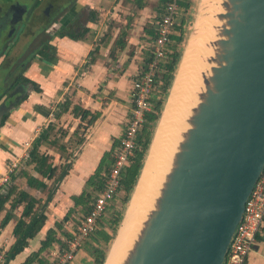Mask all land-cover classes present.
Instances as JSON below:
<instances>
[{"label": "water", "instance_id": "1", "mask_svg": "<svg viewBox=\"0 0 264 264\" xmlns=\"http://www.w3.org/2000/svg\"><path fill=\"white\" fill-rule=\"evenodd\" d=\"M220 5L222 12L214 15L219 24L210 36L211 56L205 59L211 67L201 75L199 102L121 264H224L264 169V0H221ZM8 81L4 78L0 87L6 100ZM20 100L22 96L8 106L0 103V121Z\"/></svg>", "mask_w": 264, "mask_h": 264}, {"label": "crops", "instance_id": "2", "mask_svg": "<svg viewBox=\"0 0 264 264\" xmlns=\"http://www.w3.org/2000/svg\"><path fill=\"white\" fill-rule=\"evenodd\" d=\"M192 1L188 0V10L192 7ZM165 2L166 0H78L72 13L77 14L84 9L89 12L90 18H94L87 21L88 30L80 40L55 37L53 49L41 50L42 53L39 52L35 58L25 63L26 68L16 70L13 75H8L10 72L6 73L5 68L0 72V79L5 73L8 79L11 78L7 83L12 86L7 91L8 99L4 96L0 103L8 106L14 98L22 96V100L0 121V190L4 187L2 180L7 177L8 166L18 162L15 174L20 172L31 143L51 123L55 125V131L60 130L53 136L56 143L65 148V152L46 146L41 147L40 151L52 157L55 166H61L67 158L66 162H71L68 174L60 183L53 199L46 205L45 225L9 264H22L37 252L50 228L56 230L57 238L61 240L57 225L69 235L75 232L77 227L74 221L80 219L81 208L80 205L74 207L72 198L79 196L84 189L93 192L86 186V181L94 174L104 154L110 152L126 129L132 108L129 97L131 83L145 70L142 67L150 53L152 24L163 14ZM117 45L120 50L115 52ZM45 52L50 55L45 56ZM18 85H25L26 88L17 87ZM66 99L97 114V119L92 125L85 126L86 123L73 117L70 111L56 119L58 106ZM26 144L29 146L26 147ZM25 170L36 176L30 168L26 167ZM14 184L19 190L45 201L43 195L28 187L24 177H17ZM9 208L8 203L0 213V223ZM72 208L75 210L65 222L63 218ZM22 210V206L15 209L13 218L0 230V251L7 252L14 242L13 228ZM101 223L108 231L103 219ZM99 228L101 229V225ZM99 246L102 247L96 243L95 237H90L70 264H95L94 250ZM52 248L41 254L46 264H51L54 260ZM245 264H264V226Z\"/></svg>", "mask_w": 264, "mask_h": 264}, {"label": "trees", "instance_id": "3", "mask_svg": "<svg viewBox=\"0 0 264 264\" xmlns=\"http://www.w3.org/2000/svg\"><path fill=\"white\" fill-rule=\"evenodd\" d=\"M180 7L181 9H184V11L182 12L185 15L189 8L188 0H183L180 3ZM181 13L176 17L174 23V33L170 36V42L167 46L170 52L167 54L168 57L166 61L160 64L159 72L156 76V84H160V86L159 91L154 94V97L151 100L153 108L150 112L145 114L144 122L140 130L138 131V135L136 138V149L133 152L131 164L128 168L122 170L120 174L119 188L114 196V200H118L121 202L122 210L117 211L115 210V208H111L112 212H109L110 219L103 217L101 218V220H104V224L107 226L110 232L106 231L103 228L104 226L102 225L101 220H99L101 229L98 227V229L90 236H94L96 243L98 245H102V247L99 246L94 250L95 264L104 263L106 257V248L114 239L117 229L123 218V212L127 206L135 183L138 179L144 159H146L145 157L156 124L160 118L164 102L172 85L174 75L180 60L179 50L183 40L184 26L186 22V17ZM89 19L94 18L91 17ZM86 32L87 30L80 34H71L69 37L74 40H80ZM150 34L152 35L153 39L154 33L152 30ZM118 49L120 50V46L117 45V47L115 48V52H117ZM44 50H48V47H46ZM46 52L44 53L45 56H49L50 54ZM150 60L151 54L148 53L144 66L142 67L143 69L146 70ZM145 70L141 73V75L145 72ZM2 92L3 91L0 88V99L3 97ZM57 111L58 112H56L55 114L56 119H59L61 115L70 111L73 117L79 118L82 123H86L85 126L92 125L97 119V114H92L89 110L83 108L79 104H72V102L68 99L59 104ZM55 130L56 127L52 123L41 130L39 135L31 143L30 149L24 161V165L19 170L20 172L16 174L14 172L10 174V181L3 187L2 190H0V213L5 210L6 204H10L9 210L1 220L0 230L3 229L13 218V211L15 209H17L19 206H22L23 208L21 216L13 228L14 242L11 244L8 251L4 253L3 264H9L10 261H12L21 252H23V250L28 246V242L41 231V229L45 225V221L47 218L45 215V209L47 207L46 205L53 199L60 183L68 174V171L71 168V162H66L68 158L65 159V163H63L61 166H55L53 165L52 157H50L47 153H42L40 151L41 147L46 146L58 148L61 152H65V148L63 146H59L56 143V138L53 136L60 130ZM119 142L120 140L116 141L113 144L110 152L104 154L94 174L90 176L86 181V186L93 192L84 189L79 196H75L72 198L75 208L80 205V218L86 216L91 211L93 202L98 195L97 193L102 192V190L104 189L108 169L113 161L114 150ZM26 167L30 168L36 176L28 173L25 170ZM17 177H24L28 187L34 189L35 191H38L41 195H43L45 201L42 202L41 198H34L30 196V194H28L26 191L19 190L18 187L14 184V181L17 179ZM109 209L110 207L107 210L109 211ZM74 210L75 209L72 208L68 211L66 216L63 218L65 222L70 218V215L74 212ZM74 223L77 227L79 222L77 220L74 221ZM56 228L61 233L62 240L60 238H57L55 229H48L45 238L41 241L38 251L31 254L22 264H46V261L41 257V254L51 249L53 245H57L63 248L65 245L64 242L72 239L73 234L75 233L74 232L72 235H69L64 230H62L59 225H57Z\"/></svg>", "mask_w": 264, "mask_h": 264}, {"label": "built area", "instance_id": "4", "mask_svg": "<svg viewBox=\"0 0 264 264\" xmlns=\"http://www.w3.org/2000/svg\"><path fill=\"white\" fill-rule=\"evenodd\" d=\"M183 0H166L164 14L158 17L152 24L154 37L150 46L151 60L145 72L131 83L130 101L132 108L127 121L126 129L120 138V142L114 150L113 161L108 169L105 186L95 198L91 211L78 220V226L72 239L64 242V247L53 248L54 260L51 264H70L78 251L90 236L98 229L99 220L114 200L119 188L120 174L131 164L133 152L136 149V138L140 130L145 114L152 110L151 100L159 91L160 84H156V76L159 66L167 59L170 52L168 44L173 34L176 17L182 12L180 3ZM29 145L26 144V147ZM19 167L18 162L11 163L7 168V177L2 182L5 186L10 180L9 175ZM264 226V169L256 181L238 223L224 264H245L247 256L257 244V238ZM4 253L0 251V264L4 262Z\"/></svg>", "mask_w": 264, "mask_h": 264}, {"label": "bare ground", "instance_id": "5", "mask_svg": "<svg viewBox=\"0 0 264 264\" xmlns=\"http://www.w3.org/2000/svg\"><path fill=\"white\" fill-rule=\"evenodd\" d=\"M211 1L213 4L210 3V0L208 1L207 12L209 14L207 13L206 23L204 26L197 27V30L195 28L196 31L192 34L191 42L192 35L184 49L182 63H180L169 94L171 98L169 100L168 97V105L166 106L167 102L165 104L140 177L104 264H121L123 262L148 212L153 207L165 175L171 168L177 146L184 132L189 128L187 118L191 114V109L199 102L198 93L203 88L201 75L211 67L210 64H205V59L211 56L210 36L213 34V27L216 29L219 24L212 21L211 14L222 12L219 1ZM203 39L205 42L202 43Z\"/></svg>", "mask_w": 264, "mask_h": 264}, {"label": "flooded vegetation", "instance_id": "6", "mask_svg": "<svg viewBox=\"0 0 264 264\" xmlns=\"http://www.w3.org/2000/svg\"><path fill=\"white\" fill-rule=\"evenodd\" d=\"M77 2L0 0V72L5 68L6 73L10 72L8 75H13L16 70L26 68L25 63L35 58L41 50L46 47L53 49V38H70L71 34L88 30L89 12L83 9L73 14L71 11ZM5 77L4 73L0 85ZM20 86L26 88L25 85L17 87ZM10 87L11 84L7 83L4 88L9 91ZM17 87L13 88V92Z\"/></svg>", "mask_w": 264, "mask_h": 264}, {"label": "rangeland", "instance_id": "7", "mask_svg": "<svg viewBox=\"0 0 264 264\" xmlns=\"http://www.w3.org/2000/svg\"><path fill=\"white\" fill-rule=\"evenodd\" d=\"M209 0H193L192 1V7H191V9L190 10H188V14L186 13L184 16L185 17H187V22H186V26H185V34H184V36H183V40H182V43H181V45H180V50H179V52H180V56H181V54L183 53V51H184V49H185V45H186V42L189 40V38H190V36L193 34V32L194 31H196L197 30V27H201V25L202 26H204V23H206V21H207V18H208V10H207V6H208V4H209V2H208ZM215 1H219V5H220V3H221V0H214V2ZM210 3H212L213 4V2L210 0ZM221 6V5H220ZM222 8V7H221ZM181 11H184V9L182 8V10ZM208 13V14H207ZM216 13H213V14H211L212 15V21H214V22H216L217 21V19L214 17V15H215ZM182 15V16H183ZM197 16H199L198 17V20H197ZM214 19V20H213ZM195 20H197V23H196V27H195ZM204 21V22H203ZM195 28H196V30H195ZM213 32H215V27H213ZM173 33H174V30H173ZM195 33V32H194ZM192 38H193V35H192V37H191V39H190V42H191V40H192ZM190 42H189V44H190ZM203 42H205V40L203 39V41H202V43ZM189 46V45H188ZM188 46H187V48H188ZM187 48H186V50H187ZM186 50H185V52H186ZM185 55V54H184ZM182 63V62H181ZM9 66V65H8ZM12 93V92H11ZM10 93V94H11ZM170 98H171V96H169V100H170ZM169 100H168V102H169ZM168 102H167V104H166V106L168 105ZM165 103V102H164ZM164 107V106H163ZM157 125V124H156ZM122 194H123V192H122ZM110 205H111V207H110ZM110 207V209H109V211L107 210L108 208ZM127 207V206H126ZM113 208H115V210H117V211H121L122 210V204H121V202L120 201H118V200H113L111 203H109V205H108V207H107V209H106V212H105V214L103 215V218H107V219H110V215H109V212L111 211L112 212V209ZM125 211V210H124ZM123 214H124V212H123ZM120 226V225H119ZM109 231V230H108ZM110 232V231H109ZM117 240H118V238H117ZM117 242V241H116ZM111 244H112V241H111V243L108 245V247L106 248V254H107V252H108V250H109V248H110V246H111Z\"/></svg>", "mask_w": 264, "mask_h": 264}]
</instances>
